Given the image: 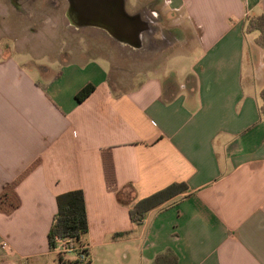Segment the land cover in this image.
Returning <instances> with one entry per match:
<instances>
[{
	"label": "crops",
	"instance_id": "1",
	"mask_svg": "<svg viewBox=\"0 0 264 264\" xmlns=\"http://www.w3.org/2000/svg\"><path fill=\"white\" fill-rule=\"evenodd\" d=\"M124 1L131 15L161 10L177 38L132 70L119 56L140 50L72 24L68 0H0V195L16 183L20 201L0 212V264H76L48 241L57 198L75 190L90 262L116 250L125 264H153L171 250L177 264H264V40L245 31L264 0ZM26 12L77 34L39 37ZM181 183L187 192L132 224L139 200Z\"/></svg>",
	"mask_w": 264,
	"mask_h": 264
},
{
	"label": "trees",
	"instance_id": "2",
	"mask_svg": "<svg viewBox=\"0 0 264 264\" xmlns=\"http://www.w3.org/2000/svg\"><path fill=\"white\" fill-rule=\"evenodd\" d=\"M246 33H252L258 31L261 33V42L263 45L264 40V15L258 17L247 18L245 23ZM95 90V87L88 85L84 87L76 96L78 103L84 102ZM262 100L261 114L264 117V89L260 94ZM113 182L108 184L110 190H115L111 185ZM16 183L9 186L0 195V212L6 215H10L20 206V201L15 193ZM188 187L186 184H172L167 188L147 197L139 200L130 209V220L134 226H140L143 224L147 214L161 206L175 197L182 195L187 192ZM121 193L117 194L118 201L123 205H129V202L124 200ZM58 211L54 218L52 227L48 235L49 247L55 250L56 238L69 239L73 245L78 248H86L82 252L88 257L86 264L90 262V251L86 241V236L89 232L88 215L84 193L81 190L71 191L60 195L57 198ZM131 232H125L115 236V239L129 236ZM63 254H59L60 261ZM79 263V262H77ZM178 258L171 251L168 250L164 254L159 255L153 264H177Z\"/></svg>",
	"mask_w": 264,
	"mask_h": 264
},
{
	"label": "water",
	"instance_id": "3",
	"mask_svg": "<svg viewBox=\"0 0 264 264\" xmlns=\"http://www.w3.org/2000/svg\"><path fill=\"white\" fill-rule=\"evenodd\" d=\"M68 19L75 25L106 29L118 42L140 49L149 24L140 14L126 12L124 0H68Z\"/></svg>",
	"mask_w": 264,
	"mask_h": 264
},
{
	"label": "rangeland",
	"instance_id": "4",
	"mask_svg": "<svg viewBox=\"0 0 264 264\" xmlns=\"http://www.w3.org/2000/svg\"><path fill=\"white\" fill-rule=\"evenodd\" d=\"M139 2H140V6H138V8H140V7L142 8L143 6L146 5L144 0L139 1ZM26 4H27V2H26ZM63 4H64V2H63ZM151 9H153L152 6H148V8L143 7L142 12L145 11L147 16L151 17V19H153L152 23H150V21H148L146 18H144V16L141 15V17L145 22H147L149 24L150 29L147 32H149V34L152 35L153 39L157 42V43H155V46H154V48H156V51L154 50L153 55L159 56L160 54H162V53L165 54V52H168V50H171L173 48V45L176 43L177 38L172 34L173 33L172 31L171 32L169 31L171 23H170L169 19L166 18L165 15L163 16V13L161 12V10H159L160 12L157 10L155 12H152L153 10H151ZM130 11L133 12L132 10H130ZM153 13H156L155 16H157V17H153V15H152ZM60 14H61V12L57 15H60ZM25 15H26V25L33 23L36 26V25H38V23L41 24V26H38L40 29L38 34L41 33V36H39L37 34L34 36L35 38H38V36L42 37V35H44L43 29H44L46 36H52V37L57 36L58 39H60V40H65V38L69 39L70 38L69 36H73V35L77 34V32L74 29H70V28L67 30H64V31H60V28L53 31V28L50 25H45V28H43L42 25H44V23H46V21H47V18H46L47 16L44 13H42L40 16V18H42L41 20H39V19L35 20L33 17V14H30L28 12H26ZM58 18H59V16H58ZM70 30H72V31H70ZM79 35L82 36L81 34H79ZM59 36H61L62 38H60ZM73 38H75V37H73ZM143 38H144V36H143ZM130 48H132V47H130ZM141 48L139 49L140 51H138L139 57H137V56L134 57L130 53L128 54L126 52H122V54L119 56L122 59L119 62V67L121 69H127V70L134 69L136 67V63L134 62V60H137L138 64L140 63L141 59L143 61L145 58V51L148 49V48L147 49H141ZM128 50H130V52H133L132 49H128ZM120 195L122 198H125L124 194H120ZM77 258L78 257L76 255H74L70 260H73L76 262V264H79V263H77ZM91 261H92L91 264L92 263L93 264H125L126 263V261H124V259L122 258V255H120V251L118 252L116 250H114L113 252H105V254H103V255L98 254L97 259L94 258V255H93L91 257Z\"/></svg>",
	"mask_w": 264,
	"mask_h": 264
},
{
	"label": "built area",
	"instance_id": "5",
	"mask_svg": "<svg viewBox=\"0 0 264 264\" xmlns=\"http://www.w3.org/2000/svg\"><path fill=\"white\" fill-rule=\"evenodd\" d=\"M1 248L7 253H12V248L7 241L2 242ZM84 249L86 248L75 247L72 241L69 239L56 238L55 251L63 255L64 254L76 255L78 257L77 262H79V264H86L88 262V257L86 256L84 252H82Z\"/></svg>",
	"mask_w": 264,
	"mask_h": 264
},
{
	"label": "flooded vegetation",
	"instance_id": "6",
	"mask_svg": "<svg viewBox=\"0 0 264 264\" xmlns=\"http://www.w3.org/2000/svg\"><path fill=\"white\" fill-rule=\"evenodd\" d=\"M145 11L141 12V15L144 16V18H146L148 21H150V23L153 22V19H151V17H148ZM153 15V14H152ZM153 17H157V16H153ZM155 43H157L152 35L149 34V32H146L143 38V46L141 49H147L151 46H155Z\"/></svg>",
	"mask_w": 264,
	"mask_h": 264
}]
</instances>
